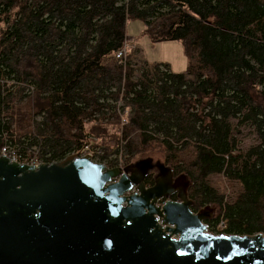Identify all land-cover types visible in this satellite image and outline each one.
Wrapping results in <instances>:
<instances>
[{
	"label": "trees",
	"instance_id": "16d2710c",
	"mask_svg": "<svg viewBox=\"0 0 264 264\" xmlns=\"http://www.w3.org/2000/svg\"><path fill=\"white\" fill-rule=\"evenodd\" d=\"M129 21L185 70L116 59ZM93 137L110 168L161 152L209 233L264 234V0H0V146L54 163Z\"/></svg>",
	"mask_w": 264,
	"mask_h": 264
},
{
	"label": "water",
	"instance_id": "95a60500",
	"mask_svg": "<svg viewBox=\"0 0 264 264\" xmlns=\"http://www.w3.org/2000/svg\"><path fill=\"white\" fill-rule=\"evenodd\" d=\"M189 185L151 159L109 168L89 155L36 166L0 156V264H264V234L208 233L213 208L193 212Z\"/></svg>",
	"mask_w": 264,
	"mask_h": 264
},
{
	"label": "crops",
	"instance_id": "0c3cea01",
	"mask_svg": "<svg viewBox=\"0 0 264 264\" xmlns=\"http://www.w3.org/2000/svg\"><path fill=\"white\" fill-rule=\"evenodd\" d=\"M143 29L139 21H129L126 34L134 41L133 47L142 52L144 60L148 63H166L173 72H183L186 68V59L180 45L173 41L152 44L142 36Z\"/></svg>",
	"mask_w": 264,
	"mask_h": 264
},
{
	"label": "built area",
	"instance_id": "2783aa9c",
	"mask_svg": "<svg viewBox=\"0 0 264 264\" xmlns=\"http://www.w3.org/2000/svg\"><path fill=\"white\" fill-rule=\"evenodd\" d=\"M130 48V45L126 42L124 46L118 50L115 54V58L118 60L125 59L127 50ZM71 155H77L78 157H82L85 155H89L93 162L100 163L103 165H106L109 167L106 163L107 160L105 159L103 162H101L100 157L103 156L102 152L98 147H93L91 145V142L88 141L87 144L84 145L83 150H80L79 152L72 153ZM0 156L7 157L11 162H17L20 164H26V165H38L39 163H42L38 157L36 156L35 152L33 150H28L25 154L19 153V150L15 147L10 146L9 144H4L0 146ZM120 168H123L120 164ZM225 228V225L223 222H219L212 230L210 229V233L213 235H225L223 233V230ZM207 231V228H206ZM208 232V231H207ZM209 233V232H208Z\"/></svg>",
	"mask_w": 264,
	"mask_h": 264
},
{
	"label": "rangeland",
	"instance_id": "374dc122",
	"mask_svg": "<svg viewBox=\"0 0 264 264\" xmlns=\"http://www.w3.org/2000/svg\"><path fill=\"white\" fill-rule=\"evenodd\" d=\"M131 46H133V45H131ZM252 137L251 136H249L247 139H246V144L247 145H250V144H252V139H251ZM92 142H91V145L93 146V147H95V146H99L98 144L100 143V141L96 138V137H93L92 139H90ZM100 147V146H99ZM113 159H115V156L113 157H111L110 159H106L107 161H111V160H113ZM138 160L137 161H139V160H143V159H151L152 160V163L153 164H163L164 165V163H163V157H162V153L161 152H159V151H154V152H152L151 154H147V155H144V156H142V157H140V159L139 158H137ZM117 161H118V164H120L122 167H124V166H126V165H123L124 164V162H123V160H122V156L121 155H119V156H117ZM136 162V161H135ZM132 163H134V162H131V164ZM165 166V165H164ZM110 168V167H109ZM221 186H224V185H226L224 182H223V180L221 181ZM215 215V209H213V216Z\"/></svg>",
	"mask_w": 264,
	"mask_h": 264
},
{
	"label": "flooded vegetation",
	"instance_id": "af4514ba",
	"mask_svg": "<svg viewBox=\"0 0 264 264\" xmlns=\"http://www.w3.org/2000/svg\"><path fill=\"white\" fill-rule=\"evenodd\" d=\"M131 164V163H130ZM167 168H169V167H167ZM170 169V168H169ZM172 171V170H171ZM173 172V171H172ZM158 173V170L155 168L151 173H149L146 177H145V179H144V183H145V186L147 187V188H149V187H151V186H153L154 185V179H155V176H156V174ZM179 175H174V173H173V178H176V177H178ZM170 198L172 199V200H175L176 199V195L175 194H173V195H171L170 196Z\"/></svg>",
	"mask_w": 264,
	"mask_h": 264
},
{
	"label": "bare ground",
	"instance_id": "6f19581e",
	"mask_svg": "<svg viewBox=\"0 0 264 264\" xmlns=\"http://www.w3.org/2000/svg\"><path fill=\"white\" fill-rule=\"evenodd\" d=\"M171 170V169H170Z\"/></svg>",
	"mask_w": 264,
	"mask_h": 264
}]
</instances>
